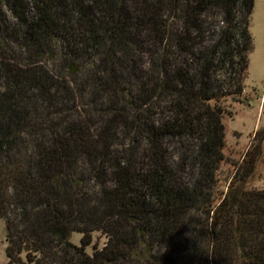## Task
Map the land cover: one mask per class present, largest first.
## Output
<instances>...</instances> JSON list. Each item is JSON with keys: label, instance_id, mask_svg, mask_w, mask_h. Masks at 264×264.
<instances>
[{"label": "trees", "instance_id": "16d2710c", "mask_svg": "<svg viewBox=\"0 0 264 264\" xmlns=\"http://www.w3.org/2000/svg\"><path fill=\"white\" fill-rule=\"evenodd\" d=\"M253 4L0 0L7 264H264V189L246 187L261 145L250 144L226 192L218 178L225 101L243 91ZM53 43L71 80L42 64ZM71 82L80 100L91 94L92 110L78 106ZM60 93L80 120H54ZM43 106L50 125L39 122ZM119 131L138 152L114 148ZM97 231L107 242L89 253Z\"/></svg>", "mask_w": 264, "mask_h": 264}, {"label": "rangeland", "instance_id": "374dc122", "mask_svg": "<svg viewBox=\"0 0 264 264\" xmlns=\"http://www.w3.org/2000/svg\"><path fill=\"white\" fill-rule=\"evenodd\" d=\"M30 12H32V6L30 5ZM10 18V17H9ZM218 18V15H217ZM249 32L252 38V49L248 54V66L246 68L244 77H242L243 91L240 94L239 100L237 97L233 99L232 97H227L225 105L228 108V113L223 117V124L225 127V141L226 147L224 149V154L226 156L225 161L220 167L218 173L220 190L226 192L227 186L232 175L235 173L238 165L242 164V159L249 149L250 144H260L262 147V155L260 157L258 166L255 173L250 177L247 182L246 187L253 189H264V0H254L252 13L250 15L249 21ZM61 43H53L47 48V52L44 53L42 64L47 66L49 72H53L56 76L65 78L66 74L62 69V64L64 62L63 52ZM25 56V55H23ZM22 58V57H20ZM141 66L148 73L143 75L144 77L150 76L151 71V61L147 55L142 56L139 59ZM138 75L140 73L136 72ZM65 79L71 80V77H66ZM214 89L217 87V81H214ZM71 87L77 93L78 106H83L85 111L92 110L90 107V102H92V97L89 92H84L82 100L79 98V86L77 83L71 82ZM90 91V90H87ZM62 97V93L56 95V97ZM68 103V102H65ZM64 98L62 97L56 104H58L57 109H62V114L58 115L54 120L60 121L63 119H70L69 121H78L80 116L77 115V111L71 108V105H63ZM46 107L43 106L39 109L41 113L40 121L44 124L50 125L52 120L46 118L47 112H45ZM81 110V109H80ZM49 112L56 113V109L52 108ZM83 112V111H82ZM158 112V111H157ZM80 113V112H79ZM102 115L94 110L93 121L94 126H102L103 121ZM157 120V118H155ZM92 121V119L90 118ZM90 121V122H91ZM257 131H261V134L255 135ZM113 134H116L112 132ZM118 136L113 138L114 148L117 149H130L138 152L139 148H135L133 144H130L125 137L123 131L117 133ZM122 143H125L122 145ZM193 143H196L194 140ZM188 145H183L185 149ZM181 149L179 145H174L171 147L173 152H178ZM176 154V153H175ZM183 174L188 176L192 173L190 166H186ZM81 239V234L74 233L72 235V242L74 244H79ZM107 242L106 236L98 232L92 233V243L87 248L89 253H92L93 247L102 248ZM6 230L5 223L0 220V264H7L6 256ZM24 258V256H23Z\"/></svg>", "mask_w": 264, "mask_h": 264}]
</instances>
